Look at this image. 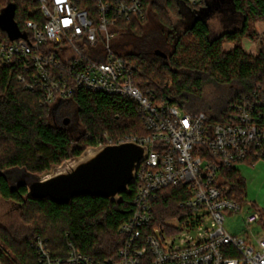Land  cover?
I'll return each instance as SVG.
<instances>
[{
	"label": "built area",
	"instance_id": "obj_1",
	"mask_svg": "<svg viewBox=\"0 0 264 264\" xmlns=\"http://www.w3.org/2000/svg\"><path fill=\"white\" fill-rule=\"evenodd\" d=\"M145 0H34V19L17 39H0V68L19 70L26 90L41 93L42 105L70 103L85 91L132 101L146 130L117 141L105 136L97 147L135 143L147 148L137 172L133 214L119 227L124 244L117 256L94 261L69 244L67 257H53L47 241L36 238L39 264H264V237L250 243L224 227L225 213L244 204L227 171L264 161V88L241 93L229 105L224 123L204 112H189L137 85L135 67L114 53L111 40L122 22L144 19ZM197 7L206 0H178ZM101 42V44H100ZM108 48L92 57L86 50ZM58 107V108H59ZM167 188H182L178 215L157 224L154 203ZM247 227L261 222L252 211ZM204 238H183L201 231ZM2 264V263H0Z\"/></svg>",
	"mask_w": 264,
	"mask_h": 264
},
{
	"label": "trees",
	"instance_id": "obj_2",
	"mask_svg": "<svg viewBox=\"0 0 264 264\" xmlns=\"http://www.w3.org/2000/svg\"><path fill=\"white\" fill-rule=\"evenodd\" d=\"M14 3L13 35L0 27V39H17L20 28L34 19V0H0V13ZM145 18L122 22L130 34L133 49L119 54L135 67L137 85L152 88L164 100L177 103L189 112H203L200 107L206 82L239 84L242 91L228 102L206 103L207 116L212 122L224 123L230 103L241 93L264 88V46L254 56L242 47V41L257 40L250 28L251 20L264 24V0H206L203 5L190 7L178 0H145ZM190 11L193 21L181 31L178 23ZM205 11L207 18L199 14ZM217 13L226 24V31L212 37L209 21ZM239 18V19H237ZM240 21L239 28L235 21ZM175 20L177 22H175ZM233 27V28H232ZM16 31V32H15ZM14 38V39H13ZM264 43V40H263ZM232 45L227 50L225 45ZM167 54L164 59L155 52ZM19 70L0 68V198L21 208V218L33 225V233L25 239L16 238L0 228L2 264H39L36 238L47 241L53 257H67L69 244L94 261L103 262L117 256L125 238L119 227L133 214V201L138 184L131 194H123L122 202L104 198L80 197L70 205L50 201H33L26 188L13 192L2 173L13 168H25L32 174H44L63 162L79 157L105 136L114 141L126 135H143L145 128L136 105L127 98L78 92L70 103L77 107L83 131L75 136L72 130L52 123L54 109L42 105L41 93L26 90L19 82ZM205 113V112H204ZM227 180L238 199L245 203V180L240 171H227ZM182 188L163 190L154 203L156 223L163 225L178 215L183 200ZM261 223L264 225V212Z\"/></svg>",
	"mask_w": 264,
	"mask_h": 264
},
{
	"label": "water",
	"instance_id": "obj_3",
	"mask_svg": "<svg viewBox=\"0 0 264 264\" xmlns=\"http://www.w3.org/2000/svg\"><path fill=\"white\" fill-rule=\"evenodd\" d=\"M14 11V3L10 2L0 13V27L10 35L17 28ZM155 54L164 59L168 57L161 50ZM68 123L66 119L65 124ZM146 157V147L120 143L89 147L79 157L67 160L41 175L32 174L25 168L9 169L2 175L13 192L26 188L28 197L33 201L70 205L75 199L88 196L120 203L123 194L132 193L137 172Z\"/></svg>",
	"mask_w": 264,
	"mask_h": 264
},
{
	"label": "rangeland",
	"instance_id": "obj_4",
	"mask_svg": "<svg viewBox=\"0 0 264 264\" xmlns=\"http://www.w3.org/2000/svg\"><path fill=\"white\" fill-rule=\"evenodd\" d=\"M188 11L190 10L185 7V14L182 15V19L178 21L181 26V31L186 29L193 21L190 19L192 16ZM199 16L207 18L204 10L199 14ZM175 22L177 21L175 20ZM209 26L212 37L220 35L227 29L222 17H220L217 13L212 15V18L209 21ZM234 26L239 28L240 21L236 20ZM250 28L258 35L257 40L251 41L249 39H244L242 41V47L247 53L256 56L259 53L261 46H264V24L261 21L251 20ZM129 41L130 34L127 30L117 32L115 38L111 40L112 51L118 55L130 51L133 49V45ZM225 48L230 50L233 46L227 44L225 45ZM86 52L88 55L95 57L102 54L105 55L108 52V48L99 47L95 50L87 49ZM203 91V98L200 102L198 101V103H200L199 109L208 114L210 117H216L218 112H209L206 103L208 102L213 105L220 101L223 102V100L228 102L236 94L242 91V86L239 84H234L232 86L221 85L210 80L205 83ZM58 107V104L53 107L54 113L51 119L52 123L72 130L75 136L80 134L83 131V127L78 118L76 105L73 103H65L59 108ZM66 119L69 120L68 124H65ZM239 171L242 178L245 180L246 197L244 198V209L242 212L237 214L225 213L226 220L224 227L231 235L250 243H256V239H262L264 237V225L260 222L252 225L251 227H247L243 220L249 212L257 211L260 214V211L264 212V161H259L255 166L243 164L239 166ZM21 214V208L17 204L0 198V228L8 230L16 238L25 239L31 235L34 230L33 225H27L25 221H23ZM206 227L208 226L206 225L201 231L190 235H183V238H204ZM0 246L5 251L7 250L2 245L1 240Z\"/></svg>",
	"mask_w": 264,
	"mask_h": 264
},
{
	"label": "crops",
	"instance_id": "obj_5",
	"mask_svg": "<svg viewBox=\"0 0 264 264\" xmlns=\"http://www.w3.org/2000/svg\"><path fill=\"white\" fill-rule=\"evenodd\" d=\"M246 43V42H245ZM247 44V43H246ZM238 171H239V167H238V169H237Z\"/></svg>",
	"mask_w": 264,
	"mask_h": 264
},
{
	"label": "flooded vegetation",
	"instance_id": "obj_6",
	"mask_svg": "<svg viewBox=\"0 0 264 264\" xmlns=\"http://www.w3.org/2000/svg\"><path fill=\"white\" fill-rule=\"evenodd\" d=\"M14 1V0H13ZM13 3V2H12Z\"/></svg>",
	"mask_w": 264,
	"mask_h": 264
}]
</instances>
